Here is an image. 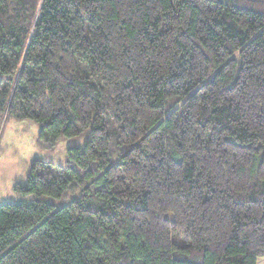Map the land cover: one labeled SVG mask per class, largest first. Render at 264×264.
<instances>
[{
	"label": "trees",
	"instance_id": "obj_1",
	"mask_svg": "<svg viewBox=\"0 0 264 264\" xmlns=\"http://www.w3.org/2000/svg\"><path fill=\"white\" fill-rule=\"evenodd\" d=\"M11 116L89 139L0 206V264H264V0H0Z\"/></svg>",
	"mask_w": 264,
	"mask_h": 264
},
{
	"label": "rangeland",
	"instance_id": "obj_2",
	"mask_svg": "<svg viewBox=\"0 0 264 264\" xmlns=\"http://www.w3.org/2000/svg\"><path fill=\"white\" fill-rule=\"evenodd\" d=\"M40 132L41 126L32 120L4 117L0 126V206L6 203L31 202L32 196L22 197L14 187L25 185L34 161L65 166L68 149L83 148L89 139L88 134H84L50 143L40 139ZM42 199L56 207L61 206L49 197Z\"/></svg>",
	"mask_w": 264,
	"mask_h": 264
}]
</instances>
